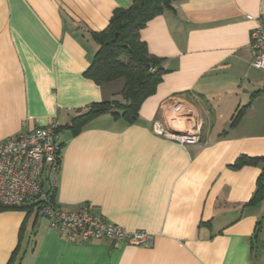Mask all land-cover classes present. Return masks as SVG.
<instances>
[{"label":"crops","instance_id":"1","mask_svg":"<svg viewBox=\"0 0 264 264\" xmlns=\"http://www.w3.org/2000/svg\"><path fill=\"white\" fill-rule=\"evenodd\" d=\"M129 5L0 0V143L55 122V205L85 206L150 241L71 243L35 206L0 207V264H264V200L249 203L264 162L231 168L239 156L264 157V70L251 67L249 52L264 0H176L138 33L163 73L137 121L104 114L72 134V118L91 105L122 102V79L98 86L85 72L97 50L91 33ZM169 97L200 116L198 144L152 134Z\"/></svg>","mask_w":264,"mask_h":264},{"label":"built area","instance_id":"2","mask_svg":"<svg viewBox=\"0 0 264 264\" xmlns=\"http://www.w3.org/2000/svg\"><path fill=\"white\" fill-rule=\"evenodd\" d=\"M249 52L251 67L264 70L262 25L251 33ZM202 126L200 116L187 101L169 97L162 102L160 117L153 123L151 132L186 147L200 142ZM61 148L59 126L55 122L0 143V206L34 205L47 219L49 228L63 233L67 242L105 240L112 245H148L150 237L143 231L129 232L106 223L85 206L66 212L52 202V192L45 182L50 183L59 169Z\"/></svg>","mask_w":264,"mask_h":264},{"label":"trees","instance_id":"3","mask_svg":"<svg viewBox=\"0 0 264 264\" xmlns=\"http://www.w3.org/2000/svg\"><path fill=\"white\" fill-rule=\"evenodd\" d=\"M175 1L130 0L128 8L117 9L112 13L104 30L91 33L97 50L85 75L98 86L122 79L124 85L119 95L122 102L113 100L91 105L86 112L72 118L68 127L72 134H77L88 122L104 114H109L115 119L121 118L126 124L137 121L141 104L154 93L163 73L157 60L149 55L146 45L140 41L138 33L154 17L166 10H173ZM152 69L154 71H151ZM259 92L261 91L255 92L254 95ZM248 106L235 113L232 126L244 115ZM262 162L264 157L239 156L231 168L238 170L244 166H257ZM47 188L52 192L51 199L54 202L55 188L50 183ZM261 200H264V168L257 179L256 189L249 203L254 204Z\"/></svg>","mask_w":264,"mask_h":264}]
</instances>
